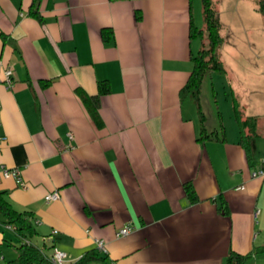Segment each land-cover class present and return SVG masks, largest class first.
Returning <instances> with one entry per match:
<instances>
[{
	"label": "crops",
	"instance_id": "obj_1",
	"mask_svg": "<svg viewBox=\"0 0 264 264\" xmlns=\"http://www.w3.org/2000/svg\"><path fill=\"white\" fill-rule=\"evenodd\" d=\"M253 7L256 25L240 20L239 39L237 22L225 34L221 28L225 73L207 74L226 83L233 117L226 124L218 107L204 110L203 82L198 104L180 95L191 58L208 44L203 16L200 42L190 38L193 0H39L37 16L33 0H0V166L18 170L25 184L0 178V201L26 214L34 230L27 240H39L33 246L41 255L60 251L73 264L100 241L109 264H225L231 251L264 247V177H252L264 169V88L248 79L242 54L249 50L261 69L253 38L264 14ZM104 29L112 31L109 41ZM5 70L14 74L10 87ZM233 102L242 120L256 121L251 164ZM53 193L58 200L46 202ZM221 200L229 216L219 212ZM125 226L131 233L117 237ZM4 229L20 245L0 213ZM246 264H264V252Z\"/></svg>",
	"mask_w": 264,
	"mask_h": 264
},
{
	"label": "trees",
	"instance_id": "obj_2",
	"mask_svg": "<svg viewBox=\"0 0 264 264\" xmlns=\"http://www.w3.org/2000/svg\"><path fill=\"white\" fill-rule=\"evenodd\" d=\"M192 1V0H190ZM39 0H33V10L31 15L37 16L35 6ZM203 10V20L205 25V34L207 36V48L202 49L196 56L192 57L193 69L186 85L181 90V97L185 95H191L195 98L198 104V95L203 82L204 77L207 74H224L225 69L218 57V50L223 45V38L220 35L221 23L219 20V14L216 10L214 2L212 0H201ZM259 11L264 13V1L259 3ZM136 21L141 20V14L135 13ZM203 32L190 24V38H195L198 35H202ZM112 36V31L108 29L102 30V38L104 41H109ZM44 86L49 85V82L44 83ZM109 89L106 84L99 85V94H107ZM234 105V118L239 128L240 140L239 144L244 148L248 162L251 164V155L249 148V138L255 135L256 121L254 118H247L242 120L238 111L237 104ZM199 108V105H198ZM90 114L93 120L98 123L97 107L90 109ZM203 121V115L199 112ZM185 195L191 205H195L199 202L198 197L191 184H184L183 186ZM219 212L224 216H229V211L226 203L221 200V206ZM0 213L6 218L8 225L14 226V231L18 237L23 238L20 245L15 246L17 251L16 259L9 261L7 264H53L49 257L43 256L39 253L38 249L28 242V238L34 235V230L31 224L24 216L26 214L16 213L10 205L5 201H0ZM264 252V247L255 248L252 253L247 255H240L235 252H229L225 264H246V262L255 254ZM73 264H109L107 258L97 250L87 251L77 262Z\"/></svg>",
	"mask_w": 264,
	"mask_h": 264
},
{
	"label": "rangeland",
	"instance_id": "obj_3",
	"mask_svg": "<svg viewBox=\"0 0 264 264\" xmlns=\"http://www.w3.org/2000/svg\"><path fill=\"white\" fill-rule=\"evenodd\" d=\"M261 1L264 0H257V4L260 3ZM214 5L216 7V10L219 14V19H220V23L222 25V33L225 34L224 32H226V25L227 23L231 24L233 22H237V37L238 39L240 38V34L242 32H240V28H239V22L240 20H244L245 21V25H249L251 26L252 24L256 25V22L253 23L252 22V16L250 15V11L252 9V6L254 5L253 8L258 7L259 5H256V0H213ZM193 6H194V16H195V26L197 27V29H199L201 22L200 19H202V3L201 0H193ZM259 10V8H258ZM260 12V11H259ZM262 13V12H260ZM244 15V17H241L239 19L238 15ZM264 14V13H262ZM246 16V17H245ZM257 27V26H256ZM264 30V29H262ZM262 30L259 31V34H257V36L255 38H253L254 40H258L259 42V49H258V55L260 58L259 64L261 65V69L259 71L256 70V67L254 65V62L252 59L253 54L248 50V54L245 56V48L243 49L242 54L244 55L243 59H247L249 61L247 65V67L250 70V74L248 78L249 80L254 79L258 85L259 88L262 87L264 88V33H262ZM204 42H207L205 36L203 37ZM196 42H200V39H198V37H195ZM243 41H245V38H243ZM207 48V46H206ZM218 57H222L221 59H226L225 58V54L222 53L220 49L217 52ZM248 56V57H247ZM233 59L238 58L237 56L235 57H231ZM233 61V60H231ZM234 62V61H233ZM244 63V61H242ZM246 63V62H245ZM234 67H237L238 69H243L245 70V65H241L238 62H234ZM243 71V70H242ZM213 79L210 78V75H207V77H205L203 79V87H202V92H203V98H202V106L204 108V110H209L212 109L214 110V112H216V107H218V111H221L224 117V121L227 124L228 122V118L230 117L231 120H233L232 117V113H231V99L229 97V92L228 89L225 88V81L223 77H219V75H213L212 76ZM253 81V80H252ZM249 82V81H248ZM251 82V81H250ZM214 89V92L212 94L211 89ZM216 92V93H215ZM231 114V115H230ZM229 117H228V116ZM228 117V118H227ZM229 119V120H230ZM0 235L2 237L1 243H0V258L4 257L5 261H8V259L13 255L12 252H16L14 250V248L11 246L10 243H12V245L17 246L18 240L16 239V237L14 236V234L7 230H0ZM8 236H10V238H8ZM31 242L33 243V245H38L39 244V240H37L35 237L32 238ZM17 256V254H16ZM3 264V263H1Z\"/></svg>",
	"mask_w": 264,
	"mask_h": 264
},
{
	"label": "built area",
	"instance_id": "obj_4",
	"mask_svg": "<svg viewBox=\"0 0 264 264\" xmlns=\"http://www.w3.org/2000/svg\"><path fill=\"white\" fill-rule=\"evenodd\" d=\"M13 72L11 70H5L4 71V83L6 85V87H10L12 85L13 82ZM0 111H1V107H0ZM2 142V139L0 138V144ZM252 177L253 178H261L264 177V169L258 170V171H254L252 173ZM0 178H12L13 180H15L16 184L21 187L24 188L25 184L24 182L21 180L20 175L18 170L16 169H6L3 166H0ZM58 194L57 193H53V194H48L45 196V201L46 202H54L56 200H58ZM132 231V227L131 226H125L124 228L120 229L117 233L116 236L117 237H125L127 235H129ZM96 247L98 249V251H103L104 250V246L103 243L100 241L96 242ZM67 259V256L65 253L60 252V251H54L50 260L53 264H65Z\"/></svg>",
	"mask_w": 264,
	"mask_h": 264
}]
</instances>
